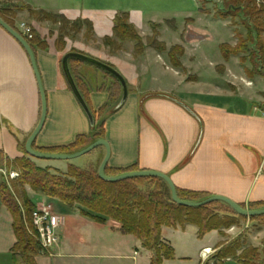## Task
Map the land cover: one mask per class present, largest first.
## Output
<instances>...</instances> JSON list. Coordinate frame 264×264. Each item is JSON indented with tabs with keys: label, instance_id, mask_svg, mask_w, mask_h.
<instances>
[{
	"label": "crops",
	"instance_id": "crops-1",
	"mask_svg": "<svg viewBox=\"0 0 264 264\" xmlns=\"http://www.w3.org/2000/svg\"><path fill=\"white\" fill-rule=\"evenodd\" d=\"M8 2L18 12L14 29L19 30L22 22L28 23L47 45V49L32 48L47 99L46 122L34 144L37 150L69 146L103 124L104 140L111 148L108 175L135 166L139 171L169 176L178 190L209 198L222 196L248 211L264 209V74L248 77L249 68L242 64L240 56L229 60L223 57L221 46L234 47L238 41L230 20L218 18L203 6L200 22L208 25L209 19L227 30V37L218 40L212 33V24L200 27L186 23L179 31L175 22L166 26L172 20L155 21L137 7H96L94 0ZM17 5L60 15L70 22L89 21L94 35L88 38L83 31L59 46V33L51 23L39 21L29 11H16L21 8ZM120 13L129 14L130 24L142 38L146 46L142 54L136 55L134 42H126L118 50L104 45L106 38L115 39L114 20ZM154 38L165 46L164 52L149 45ZM209 42L219 48L213 56L204 52L203 47ZM174 48L182 50L179 67L170 58ZM73 51L111 65L128 86L124 104L101 119L97 117L94 126L62 68L64 57ZM82 71L90 88L91 109L99 112L110 101L109 93L100 90L107 79L88 65ZM41 114V94L31 59L0 26V152L5 158L14 161L24 157L21 146H26L36 130ZM105 156L106 149L100 147L77 160L61 161L62 164L42 160L35 163L66 173L70 165L81 169L100 166ZM7 173L0 170V182ZM41 201L44 206L39 211L49 212L61 222L57 244L49 252L40 253L37 264H151L152 254L134 236L123 234L119 224H98L83 216L79 208L57 200ZM256 204L263 207H253ZM246 222L251 226L255 221L248 218ZM245 229L212 231L200 240L196 226L164 227L162 237L174 249L176 259L163 264H215L211 255L236 242L241 246L238 255L250 247H264V226L254 233H244L250 237L248 243L244 237L240 241ZM15 244L13 217L1 205L0 264H14L11 250ZM205 250L212 252L203 259ZM222 264L240 263L228 258Z\"/></svg>",
	"mask_w": 264,
	"mask_h": 264
},
{
	"label": "trees",
	"instance_id": "trees-1",
	"mask_svg": "<svg viewBox=\"0 0 264 264\" xmlns=\"http://www.w3.org/2000/svg\"><path fill=\"white\" fill-rule=\"evenodd\" d=\"M217 1L223 3L224 9L219 11L216 16L220 19L228 20L230 18L236 19L244 14V27L248 32L246 41L236 33L238 45L235 48H231L228 45L221 46L223 57L229 60L231 56L241 55L246 51L245 47L248 43L256 44L264 55V3L257 4L256 0ZM28 11L32 16L37 17L39 21L61 20L66 24V28L68 25L85 27L91 36L94 35L93 25L89 21L77 20L70 22L63 16L50 14L45 11H34L31 8H28ZM5 13L6 10H1L0 17L8 25L15 28L11 20L4 18L3 14ZM85 36L87 37V35ZM114 37V40L106 38L104 45L111 47L117 39L122 42H134L136 44V55L142 54L146 49L136 28L130 24L128 13H120L116 16L114 20ZM60 42L61 40L59 39L58 44ZM28 43L34 49L36 47L47 49V45L40 40L34 31L33 39L28 41ZM149 45L159 52L166 50L165 46L158 43L155 38L150 41ZM73 53L77 52L73 51ZM181 54L182 50L180 48H174L170 52V58L176 67L180 66L177 57ZM85 65L89 64L76 59H71L69 62L75 83L88 104L94 120L97 117L101 119L120 105L123 97V88L119 80L99 69L109 81L100 90L109 93L110 101L99 112H94L89 102L90 88L79 72ZM113 106L114 108L112 109ZM99 140H104L103 124L99 127H94V132L90 136H79L69 146L46 150H37L34 146V149L46 154H74ZM25 147L24 145L21 146L24 157L14 161L5 158L3 153L0 152V167L8 168L9 170H20L22 173L21 182L28 185L34 192L56 199L68 207L79 208L83 216L94 220L98 224H106L108 221L119 224L123 234L134 236L141 242L142 247L152 254L151 264H163L165 261L176 259L174 249L162 237V229L164 227L172 229L181 227L184 229L187 225H193L198 228V237L203 238L212 231L229 229L239 219H248L239 216L229 206L221 202L201 208L179 206L173 202L169 186L158 178H137L118 183H109L99 177L100 166H91L88 169L70 166L67 173L55 171L56 173L52 174L50 169H42L35 166L28 159L29 155ZM138 171L139 169L134 166L127 170L112 172L113 175H108L106 170V174L110 177H116ZM2 181L0 186V190H2L0 193L1 204L8 209L13 217V230L16 237V244L11 250L13 262L14 264H37L36 257L40 255L41 248L36 238L30 233L35 234L34 215L36 214V209L34 204L25 196L24 206L21 209L6 187L5 181ZM177 192L179 198L187 202H201L209 198L204 194L194 192H185L178 189ZM257 206L263 207L262 204H256L253 207ZM251 220L262 221L264 216L251 218ZM240 249L239 242L230 244L221 249L213 260L215 264H222L228 258H232L240 264H264V249L259 250L251 247L238 255Z\"/></svg>",
	"mask_w": 264,
	"mask_h": 264
},
{
	"label": "rangeland",
	"instance_id": "rangeland-1",
	"mask_svg": "<svg viewBox=\"0 0 264 264\" xmlns=\"http://www.w3.org/2000/svg\"><path fill=\"white\" fill-rule=\"evenodd\" d=\"M7 2H8V0H0V11L6 10V13L3 14L4 18L9 19L14 23V20L18 19L15 16V14L18 12H15V10L11 9L9 6L10 3L8 2L9 3L8 4ZM94 2H95L96 7H106V8L115 9V10H123L124 8H127V7L141 8L143 11L146 12L145 15H147L148 18L153 19L155 21H161V19L172 20L171 22H168L166 24V26L170 27L172 22H175V24L179 28V31L182 30L183 26L186 23H192V24H195V25L200 26V27H205V26H208L209 24H212V28L214 27L213 28L214 31H212V33L217 37L218 40L219 39L221 40L224 36L227 37V34H228L226 28L219 27L220 25H213V24H217V23H214L212 20L210 21L208 19L209 23L207 25L204 22L203 23L200 22V19H199V18H202L201 13L204 11L203 6L206 10L208 9V10L214 12L215 15H217V13L219 11L224 9L223 3L220 1H217V0H94ZM256 3L259 4L257 2V0H256ZM263 3H264V1L262 0V2L260 4H263ZM17 6L21 7V8L16 9V11H21V12L28 11V8H26V7L22 8L23 6H21V5H17ZM30 15H32V14L30 13ZM17 17H18V15H17ZM188 18H191V20H188ZM228 20H230V22H231V27L233 28L235 35H236V33H238L246 41L248 39V32H247V29L244 27V20H245L244 14L240 15L236 19L230 18ZM23 23H25V22H22L21 24H23ZM49 23H51L53 29L57 30L59 33L58 40L59 39L61 40L60 44H58L59 46L64 45V41L66 38L74 39V38L78 37L83 31L86 32L85 35H87L88 38L91 36L87 32V29L85 27L81 28L80 26L75 27L72 25H68V27L66 28L65 27L66 24H64L61 20H53V21H50ZM26 24H28V23H26ZM160 27L162 28V30L165 28L164 25H162ZM157 30H158V27H155L154 31H157ZM166 34H167V36L169 35V33H166ZM237 40H238V38H237ZM126 42H131V41H123L122 42V41L116 39L113 46H111V47L113 48V50H117V49L123 48L124 47L123 45ZM237 45H238V41H237L236 46ZM236 46H234V47L230 46V47L235 48ZM203 48H205L204 52L205 53L207 52V54L211 55V56H213L216 52L218 53V50H219L218 45L212 44V42H209V44H206ZM245 48H246V51L243 52L239 56L242 59V64L247 65L249 68L248 69V77L249 76L254 77V76L263 75L264 74V55H263V53L259 50V48L256 46V44L248 43ZM177 60H178V57H177ZM88 66L93 70L99 71V69L94 67V66H91V65H88ZM79 72H80V74L83 73L82 70H80ZM99 72H101V71H99ZM106 81H107V83H109L108 79ZM113 108H114V106L112 107V109ZM28 159L31 162H33V164L37 167H39V165H37V163H35V162H42L41 160L33 161V160H37V159H32V157H30V156H28ZM75 160H77V159H75ZM49 162L54 163L55 161H49ZM58 162L59 161H57L56 163H58ZM59 164H62V162L60 161ZM70 166H72V165H70ZM1 169H5L8 172L6 174V178L5 179L3 178L2 180L5 181L6 187L8 188L9 192H11L13 199L16 201V203L20 206L21 209H23V206H24L23 204H24V197L25 196L34 204V207L36 209V213L42 212V211H39L44 206L41 199L46 198L49 200L50 199L56 200V199L48 198L43 194L34 192L28 185L23 184L21 182L22 173L20 170H18V169L9 170L8 168L0 167V170ZM42 169H50L52 174L56 173L55 172L56 170L51 169V168H42ZM12 173L18 174L19 177L15 178V179H11ZM2 182L3 181L0 182V186H1ZM1 191L2 190H0V193H1ZM58 202H60V201H58ZM1 205L2 204H1V198H0V206ZM34 220H35V218H34ZM246 221H247V219L246 220L239 219L229 229H231L232 227H239V228L245 229V227L248 226V227H246L247 229H245L240 236V241L244 237L245 238L244 242L248 243V242H250V237H248L244 233L246 231L251 232V233L256 232L257 230H259V228L261 226H264V220L255 221L251 226ZM199 239L202 240V239H204V237L199 238ZM262 249H264V247L259 248V250H262ZM217 253L218 252L214 253L213 255H211V257L213 258ZM193 262H195V261H193ZM189 263L192 264V262H189Z\"/></svg>",
	"mask_w": 264,
	"mask_h": 264
},
{
	"label": "water",
	"instance_id": "water-1",
	"mask_svg": "<svg viewBox=\"0 0 264 264\" xmlns=\"http://www.w3.org/2000/svg\"><path fill=\"white\" fill-rule=\"evenodd\" d=\"M0 26L2 28H4L12 37H14L20 43V45L26 50V52L28 53V55L31 59L32 67H33V70H34V73H35V76H36V79H37V82L39 85V89H40L41 100H42L41 119H40V122H39L36 130L33 132L31 137L28 139V141L26 143V147H25L26 152L30 157L38 159V160H42V161H72V160L84 157V156L90 154L91 152H93L94 150H96L100 147H104L106 149V156H105V159L103 160L102 164L99 167V177L105 182L118 183L121 181L137 179V178H158V179H161L164 182H166V184L170 188L173 202L179 206H184V207H189V208H201V207H205V206H208V205L216 203V202H221V203H224L227 206H229L236 214H238L239 216L245 217V218H256V217L264 216V209L256 210V211H248V210L242 208L240 205L236 204L235 202L231 201L230 199L222 197V196H213V197L207 198L206 200H203L201 202L182 201L178 196L177 189H176L174 183L172 182L171 178L165 174L160 173V172L138 171V172L123 174V175L116 176V177L107 176L106 169L108 167V162H109V159L111 156V148H110V145L108 144V142L106 140H99V141L93 143L92 145L88 146L87 148H85V149H83L77 153H74V154H66V155L46 154V153H41V152L36 151L34 149V144H35V142H36L39 134L41 133V131L45 125V122H46L47 99H46V95H45L44 88L42 85L40 73L38 71V67H37V63H36V59H35V54L33 52L31 45L26 41V39L22 35H20L14 28H12L10 25H8L1 17H0ZM71 59H76V60H80L82 62H85L91 66H94L100 70L105 71L106 73L112 75L117 80H119V82L121 83L122 88H123V97H122L120 105L117 107V109H119L128 98L129 91H128L127 83H126L125 79L122 77V75L116 69L112 68L108 64L103 63L97 59H94L92 57L86 56V55L81 54V53H73V52L67 54L64 57L63 62H62V68H63L64 74L66 76V79L69 83V86H70L72 92L74 93L76 99L78 100L79 104L81 105L82 109L84 110L85 114L87 115L90 123L92 124V126H94L95 125L94 116H93L88 104L86 103L85 99L81 95V93H80V91H79V89L75 83V80L72 76V73L70 71L69 62Z\"/></svg>",
	"mask_w": 264,
	"mask_h": 264
},
{
	"label": "built area",
	"instance_id": "built-area-1",
	"mask_svg": "<svg viewBox=\"0 0 264 264\" xmlns=\"http://www.w3.org/2000/svg\"><path fill=\"white\" fill-rule=\"evenodd\" d=\"M257 2L260 4L262 0H257ZM33 31L34 29L32 26L23 23L20 24L19 30L17 32L22 35L26 41H30L33 39ZM19 177L18 174L12 173L11 174V179H15ZM35 222H34V231L35 234L30 232L38 241L39 246L41 248L40 253H46L52 250L55 245L57 244L58 241V236H57V229L60 226L61 220L52 215L49 212H41V213H36L35 216ZM211 250H205L202 253V258L206 259L211 255Z\"/></svg>",
	"mask_w": 264,
	"mask_h": 264
}]
</instances>
